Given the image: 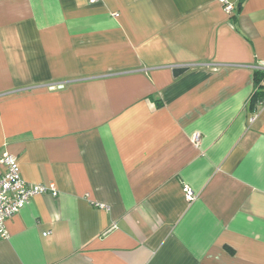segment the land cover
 I'll return each mask as SVG.
<instances>
[{
    "label": "crops",
    "instance_id": "crops-1",
    "mask_svg": "<svg viewBox=\"0 0 264 264\" xmlns=\"http://www.w3.org/2000/svg\"><path fill=\"white\" fill-rule=\"evenodd\" d=\"M227 1L0 0V175L57 189L0 264H264V0Z\"/></svg>",
    "mask_w": 264,
    "mask_h": 264
},
{
    "label": "built area",
    "instance_id": "built-area-1",
    "mask_svg": "<svg viewBox=\"0 0 264 264\" xmlns=\"http://www.w3.org/2000/svg\"><path fill=\"white\" fill-rule=\"evenodd\" d=\"M91 3L98 0H89ZM226 12L234 10V6L227 0H220ZM116 15V14H115ZM192 141L197 144L199 135L194 133ZM1 163L4 171L0 175V236H6L4 221L18 212L31 197L49 192L53 195L57 189L53 183H26L21 175L17 158L10 153H3ZM183 193L187 200L194 198V192L188 185H183ZM98 207L108 209V206L97 203Z\"/></svg>",
    "mask_w": 264,
    "mask_h": 264
},
{
    "label": "trees",
    "instance_id": "trees-1",
    "mask_svg": "<svg viewBox=\"0 0 264 264\" xmlns=\"http://www.w3.org/2000/svg\"><path fill=\"white\" fill-rule=\"evenodd\" d=\"M253 80H254V85H255V91L251 97L250 100V106H254L259 99L261 98L262 95V91L260 90L261 88V81L264 80V73L259 72V71H255L254 72V76H253Z\"/></svg>",
    "mask_w": 264,
    "mask_h": 264
},
{
    "label": "water",
    "instance_id": "water-1",
    "mask_svg": "<svg viewBox=\"0 0 264 264\" xmlns=\"http://www.w3.org/2000/svg\"><path fill=\"white\" fill-rule=\"evenodd\" d=\"M185 69H186L185 67H174L173 68V74L177 75V74L183 72Z\"/></svg>",
    "mask_w": 264,
    "mask_h": 264
}]
</instances>
